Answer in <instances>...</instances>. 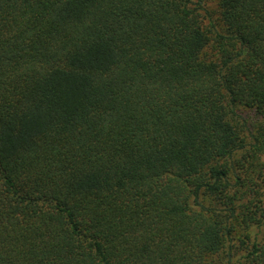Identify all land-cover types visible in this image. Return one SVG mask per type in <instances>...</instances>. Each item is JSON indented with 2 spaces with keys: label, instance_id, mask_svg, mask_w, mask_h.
I'll return each mask as SVG.
<instances>
[{
  "label": "trees",
  "instance_id": "16d2710c",
  "mask_svg": "<svg viewBox=\"0 0 264 264\" xmlns=\"http://www.w3.org/2000/svg\"><path fill=\"white\" fill-rule=\"evenodd\" d=\"M246 113L264 0H0V264H264Z\"/></svg>",
  "mask_w": 264,
  "mask_h": 264
},
{
  "label": "rangeland",
  "instance_id": "374dc122",
  "mask_svg": "<svg viewBox=\"0 0 264 264\" xmlns=\"http://www.w3.org/2000/svg\"><path fill=\"white\" fill-rule=\"evenodd\" d=\"M244 116L245 117H252L253 119H251V122H259V121H264L263 120V118L262 117H255L253 114H248V113H246V114H244ZM252 234L254 235V236H256L257 235V238H260V237H262L263 235H264V229L263 230H261V231H259V230H253L252 231ZM239 255V253L237 252L236 254H235V257H237ZM234 260V259H233Z\"/></svg>",
  "mask_w": 264,
  "mask_h": 264
}]
</instances>
